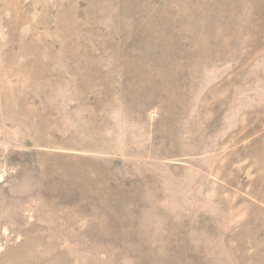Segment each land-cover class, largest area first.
Instances as JSON below:
<instances>
[{"label": "rangeland", "instance_id": "374dc122", "mask_svg": "<svg viewBox=\"0 0 264 264\" xmlns=\"http://www.w3.org/2000/svg\"><path fill=\"white\" fill-rule=\"evenodd\" d=\"M0 264H264V0H0Z\"/></svg>", "mask_w": 264, "mask_h": 264}]
</instances>
